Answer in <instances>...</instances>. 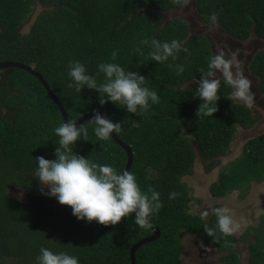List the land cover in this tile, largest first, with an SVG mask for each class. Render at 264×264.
<instances>
[{
    "label": "trees",
    "instance_id": "16d2710c",
    "mask_svg": "<svg viewBox=\"0 0 264 264\" xmlns=\"http://www.w3.org/2000/svg\"><path fill=\"white\" fill-rule=\"evenodd\" d=\"M188 1L0 0V62L34 64L69 120L76 122L97 110L122 123L121 132L115 134L133 151L130 171L142 191L155 189L162 202L150 221L160 237L139 248L137 264H185L183 235L210 242L221 253V264H240L232 252L236 239L216 229L215 214L205 220L189 211L193 197L183 179L192 173L197 148L212 167L215 159L227 153L237 129L254 126L257 118L232 96L225 79H220L217 112L197 117L200 100L195 90L201 77L210 78L212 42L206 35L193 34L188 22L175 18L163 23L158 14L179 9ZM191 1L202 25L217 23L238 42L251 37L264 40V0ZM37 7L42 13L29 33L21 35L22 24ZM154 38L176 39L187 52L181 50L175 59L164 62L152 61L148 52ZM76 60L98 82L103 80L99 63L116 62L125 70L138 71L147 78L145 84L157 91L159 103L139 116L111 103L99 105L95 90L84 88L77 93L68 87L67 67ZM177 64L184 66L183 72L176 71ZM250 71L259 78L264 93V50L254 57ZM6 88L0 93V264H36L41 247L75 255L79 264H131L130 249L151 229L137 226L133 217L122 218L115 226L79 221L68 206L42 195L34 178V158H55L58 137L52 129L63 117L43 84L27 71L15 70ZM94 127V122L84 123L87 136L76 142L74 151L125 170L126 151L112 137L98 140ZM151 171L156 175L151 176ZM263 181L264 134H259L246 142L243 156L221 172L211 192L224 196L239 190L244 196L252 182ZM16 190H22L26 199L15 196L12 191ZM172 192L178 195L170 199ZM205 224L213 228L211 235L204 231ZM242 239L248 241V264H264V214L256 225L248 226Z\"/></svg>",
    "mask_w": 264,
    "mask_h": 264
},
{
    "label": "clouds",
    "instance_id": "9594fccd",
    "mask_svg": "<svg viewBox=\"0 0 264 264\" xmlns=\"http://www.w3.org/2000/svg\"><path fill=\"white\" fill-rule=\"evenodd\" d=\"M211 19L215 21V13ZM223 47L226 48L225 44ZM181 50L187 52L186 48L181 49L180 41L176 39L161 42L154 38L148 55L152 61L159 63L168 60L169 57L175 59ZM32 67L35 69V66ZM208 67L210 78L201 77L195 90L200 100L197 117L200 114L213 116L218 110L216 103L220 88V78L216 77L218 72L232 87L233 97L246 104L251 103L250 81L243 75L234 59L226 57L223 50H218L210 57ZM97 69L103 74L101 82L97 81L96 75L91 74L82 62L70 61L67 67L68 87L74 88L77 93L84 88L95 90L99 105L111 103L136 116L147 113L153 104L159 103L157 91L145 84L147 78L138 71L125 70L116 62L99 63ZM175 69L180 73L184 71V66L177 64ZM5 70L12 74L17 68H5L0 71L5 73ZM88 122H94L93 133L98 140H108L112 134L122 130L121 122L113 121L97 110H93ZM52 131L58 137L57 144H54L55 158L51 160L44 156L34 158L37 165L34 178L39 182L42 195L54 198L62 206H68L77 220L86 223L115 226L122 218L133 217V222L137 226H151L152 216L162 207L158 191L152 188L142 191L134 173L129 170L117 171L110 164H100L89 156L86 158L78 155L74 148L76 142L82 140V136H87L84 124L77 126L75 121L67 120L54 127ZM177 195L178 193L172 192L169 198H175ZM212 211L216 216L215 227L220 233L232 235L238 231L239 224L229 214L228 208L218 207ZM203 215L207 216V212ZM204 231L211 235L213 228L205 224ZM36 264H79V261L75 255H70L66 251L41 247Z\"/></svg>",
    "mask_w": 264,
    "mask_h": 264
},
{
    "label": "rangeland",
    "instance_id": "374dc122",
    "mask_svg": "<svg viewBox=\"0 0 264 264\" xmlns=\"http://www.w3.org/2000/svg\"><path fill=\"white\" fill-rule=\"evenodd\" d=\"M36 10L37 11H34L32 15L30 14L31 16L22 24L21 35L29 33L31 26L43 11L41 7H37ZM158 14L163 23L169 22L175 18L188 22L191 26V31L194 34H201L209 37L215 49L223 48L225 44L226 48L231 51L237 44L240 45V43L231 39L224 30L220 28L219 24L213 23L210 26L202 25L197 16L196 6L191 0L179 9L158 12ZM242 44L245 46L249 45L251 49L258 45L261 50H264V40L258 38H251L249 41ZM238 48L239 47H236V49ZM2 73L3 72L0 71V75ZM261 97L264 96L262 95ZM247 105L252 108L254 114L258 113L259 121H257L254 126L249 127V129L238 128L234 141L227 153L215 159L214 166L212 167H209L208 162L200 156L199 149L197 148L196 160L192 167V173L183 179V182L188 187L190 195L193 197L189 210L193 215L209 220L213 214L212 210L214 208L226 207L229 209V214L233 217L234 221L239 224L238 231L232 234L236 239V245L232 249V252L236 253L240 264H248L249 258L248 241L243 240L242 236L246 233L248 226L256 225L260 217L264 214V181L260 183L252 182L244 189V196L241 195L239 190L232 191L224 196H216L212 194L211 186L212 184L219 183L223 170L231 168V163L243 156L244 145L251 137L264 134V113L254 106L252 102ZM150 175L155 176L156 172L151 171ZM12 193L21 199H26V195L22 190L12 191ZM205 212H207V216L203 215ZM182 244V259L185 264H221V253L207 240L183 235Z\"/></svg>",
    "mask_w": 264,
    "mask_h": 264
},
{
    "label": "flooded vegetation",
    "instance_id": "af4514ba",
    "mask_svg": "<svg viewBox=\"0 0 264 264\" xmlns=\"http://www.w3.org/2000/svg\"><path fill=\"white\" fill-rule=\"evenodd\" d=\"M190 28H191V26H190ZM236 47H239V48L236 49ZM212 49L215 53L218 50H223L226 57L234 59L236 64L241 68L243 75L246 76L248 78V80L250 81V94L252 95V101L251 102L253 103L254 106H256L258 109H260L261 112L264 113V97H261L262 95L264 96V93H262L260 88H259V80H258L259 78L254 76L253 73L250 71L251 63H252L254 57L257 55V53L261 50V48L258 45H256L255 48L251 49V47L249 45L245 46L242 44H240V45L237 44V46L233 47L232 48L233 50L230 51V50L226 49L225 47L215 49L213 47V43H212ZM10 75H11V72L9 70H5V74L2 73L0 75V93L3 91V89L7 90L6 84L10 80ZM216 77H219L220 79H224L220 75V73ZM216 77H211V78H216ZM235 99L237 101L241 102L242 104L248 106L243 101H240L237 98H235ZM253 105H251V106H253ZM249 108L253 112L252 108L251 107H249ZM253 115L257 118V121H259L258 113L257 114L253 113ZM244 129H249V127L248 128L245 127ZM251 138H253V137H251Z\"/></svg>",
    "mask_w": 264,
    "mask_h": 264
},
{
    "label": "water",
    "instance_id": "95a60500",
    "mask_svg": "<svg viewBox=\"0 0 264 264\" xmlns=\"http://www.w3.org/2000/svg\"><path fill=\"white\" fill-rule=\"evenodd\" d=\"M5 68H12V69H21L24 71H27L28 73L32 74L33 76H35L37 79H39V81L43 84V86L46 88L49 96L52 98V100L54 101V103L57 105L58 109L61 112V115L63 117L64 121L69 120L68 115L64 109V107L62 106V104L60 103V101L58 100L56 94L53 93V91L51 90L49 84L44 80V77L37 71H35V69L28 64L25 63H20V62H14V61H4V62H0V70L1 69H5ZM101 115L106 116L103 112H99ZM93 114V113H92ZM92 114H85L84 116H82L78 121H76L77 126L84 124L86 121H88ZM114 141L120 145L121 148H123L127 155H128V159H127V165L125 167V170H129L132 167V163H133V151L131 149L130 146H128L127 144H125L123 141H121L117 135L114 133L111 136ZM151 226L149 227L151 229V234L144 238L141 239L140 241H138L137 243H135L132 248L130 249V259H131V264H137L136 263V253L139 250L140 247H142L145 244L151 243L157 239H159L160 237V231L157 227L153 226L152 223L150 222Z\"/></svg>",
    "mask_w": 264,
    "mask_h": 264
},
{
    "label": "bare ground",
    "instance_id": "6f19581e",
    "mask_svg": "<svg viewBox=\"0 0 264 264\" xmlns=\"http://www.w3.org/2000/svg\"><path fill=\"white\" fill-rule=\"evenodd\" d=\"M61 103V102H60ZM63 106V105H62Z\"/></svg>",
    "mask_w": 264,
    "mask_h": 264
}]
</instances>
